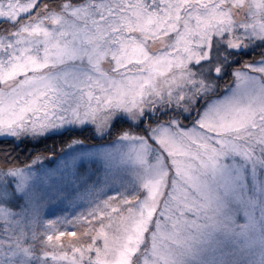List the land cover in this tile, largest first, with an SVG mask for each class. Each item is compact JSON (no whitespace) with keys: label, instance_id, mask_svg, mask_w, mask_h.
Wrapping results in <instances>:
<instances>
[{"label":"snow or ice","instance_id":"snow-or-ice-1","mask_svg":"<svg viewBox=\"0 0 264 264\" xmlns=\"http://www.w3.org/2000/svg\"><path fill=\"white\" fill-rule=\"evenodd\" d=\"M0 264H264V0H0Z\"/></svg>","mask_w":264,"mask_h":264},{"label":"trees","instance_id":"trees-1","mask_svg":"<svg viewBox=\"0 0 264 264\" xmlns=\"http://www.w3.org/2000/svg\"><path fill=\"white\" fill-rule=\"evenodd\" d=\"M79 135H80L81 139H84L86 141L94 140V137H92L90 135V133L87 132V130H85V132H83V133H80ZM60 141H61V138L58 137V136H56V137H48L45 140H41L39 143H31V142H29L27 144V148L28 149L35 148V149L40 150V151H46V146L47 147H51L53 144H55L56 149L59 150V148L61 147ZM20 147L24 148V145H21Z\"/></svg>","mask_w":264,"mask_h":264},{"label":"rangeland","instance_id":"rangeland-1","mask_svg":"<svg viewBox=\"0 0 264 264\" xmlns=\"http://www.w3.org/2000/svg\"><path fill=\"white\" fill-rule=\"evenodd\" d=\"M83 207H86V205H82L81 207H76V208H73L72 206L64 205V206H60V207H58L56 209H52L51 211L55 212L56 214L66 213V214L69 215V217H71L72 215H75L77 212L82 211ZM241 215H242V213H241ZM238 222L243 223V220H240ZM65 239H67V237H65Z\"/></svg>","mask_w":264,"mask_h":264}]
</instances>
